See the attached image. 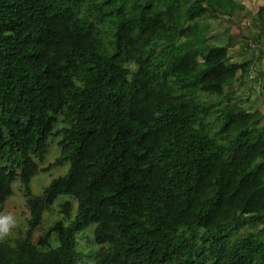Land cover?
<instances>
[{
    "label": "trees",
    "instance_id": "trees-1",
    "mask_svg": "<svg viewBox=\"0 0 264 264\" xmlns=\"http://www.w3.org/2000/svg\"><path fill=\"white\" fill-rule=\"evenodd\" d=\"M238 8L0 0V264H264L252 62L199 24Z\"/></svg>",
    "mask_w": 264,
    "mask_h": 264
},
{
    "label": "rangeland",
    "instance_id": "rangeland-1",
    "mask_svg": "<svg viewBox=\"0 0 264 264\" xmlns=\"http://www.w3.org/2000/svg\"><path fill=\"white\" fill-rule=\"evenodd\" d=\"M236 1L243 8H238L237 13L233 15L208 14L204 19L199 20V24L210 26L212 30L208 35L212 36L210 39L221 36L219 42H232L230 49L233 60L252 62V72L248 75L240 72L234 87L247 106L252 108L255 106L264 112V0ZM53 148L58 149L55 145ZM66 169L67 167H59L51 172L52 174L64 173ZM20 201L18 198V202H10L6 214H12L15 219L20 218V211L23 207ZM49 217L52 218L53 215Z\"/></svg>",
    "mask_w": 264,
    "mask_h": 264
},
{
    "label": "clouds",
    "instance_id": "clouds-1",
    "mask_svg": "<svg viewBox=\"0 0 264 264\" xmlns=\"http://www.w3.org/2000/svg\"><path fill=\"white\" fill-rule=\"evenodd\" d=\"M17 221L12 214H0V242L11 235V231L16 227Z\"/></svg>",
    "mask_w": 264,
    "mask_h": 264
}]
</instances>
